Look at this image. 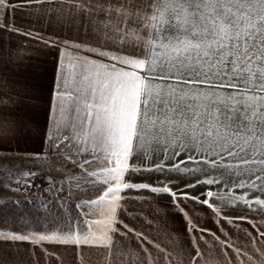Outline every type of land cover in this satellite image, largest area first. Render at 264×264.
I'll use <instances>...</instances> for the list:
<instances>
[{
	"label": "snow or ice",
	"instance_id": "snow-or-ice-1",
	"mask_svg": "<svg viewBox=\"0 0 264 264\" xmlns=\"http://www.w3.org/2000/svg\"><path fill=\"white\" fill-rule=\"evenodd\" d=\"M30 7L68 35L22 29L6 16ZM4 33L35 45L13 57ZM50 49L59 53L37 132L27 79ZM37 134L39 150L20 149ZM13 154L25 170L0 163V224L8 225L0 264H264V198L244 192L214 206L215 192L201 200L186 191L231 182L230 192L264 195V0H0V158ZM145 173L156 184L134 182ZM197 174L204 178L175 187ZM143 191L171 197L190 247ZM237 206L247 212L224 215ZM209 210L225 239L201 226L198 214ZM121 214L144 219L155 236Z\"/></svg>",
	"mask_w": 264,
	"mask_h": 264
},
{
	"label": "crops",
	"instance_id": "crops-1",
	"mask_svg": "<svg viewBox=\"0 0 264 264\" xmlns=\"http://www.w3.org/2000/svg\"><path fill=\"white\" fill-rule=\"evenodd\" d=\"M18 2H23V0H18ZM6 16L8 19L12 20L18 27H21L22 29H28L29 27H32L36 31L43 32L46 36L55 33V36L59 39H64L68 34L64 32H60L53 28L51 25H47L43 19H39V14L35 11L34 7L30 8H23V9H16L15 11H12L11 9H6ZM3 41L5 42V47L8 49L9 44L11 45V48L9 49L11 51V54L13 57L17 55L16 48L22 47L23 49H30L31 46L35 45V42L29 41L25 37L17 36L16 34H8L4 33L2 36ZM59 50H46L44 54L40 55L38 64V67H35L31 73L28 76L27 83L35 90V95L37 96L36 101L34 102L37 107L32 110L30 114L34 116V119L37 121V124L35 127L37 128V132H39L40 129H42L44 126H46V117H45V111L47 108V100L49 98V89L52 84L53 79V68L55 65V62L58 57ZM24 54L26 55H35V53H32L30 51H26ZM34 63H37L34 61ZM25 95H31L32 92L24 93ZM41 140L39 135H34L33 139L28 140L26 143L22 142L20 144L21 150H39L41 146ZM183 158V157H181ZM158 159H163V155L160 154ZM173 161H169V163H172ZM195 165H189V167H194ZM98 167V166H96ZM95 166L92 168H96ZM47 168V165L45 166V169H39L40 171H45ZM91 168V170H92ZM36 169L35 171H37ZM149 174L145 173L143 176H136L134 182H147L150 184H156L157 178L155 175H151L150 179H145ZM193 179H203L204 177L197 174L195 177H192ZM192 178L185 179L186 183H191L190 180ZM129 179H133L132 176H129ZM179 183L178 185H175V187L183 188L185 181L182 182V184ZM188 194L190 196H199L201 200L205 198L203 195L206 191H208L205 187H195L193 190L192 188L186 189ZM215 192L217 195L213 198H210V202L214 204V206L218 203V197L223 196L222 191L217 190H211ZM135 195L136 193H130ZM139 195H142L144 197H147L149 200L156 199L159 201V205L166 211L167 213V221L169 224V227L171 230H173L175 233L182 234L183 243L191 246V241L189 239L188 233L186 231V224L185 221L171 205V197L167 194H160L157 196V194H152L148 191H143L139 193ZM226 198V197H225ZM233 196L230 198L232 199ZM229 199V198H227ZM184 203L183 201L181 202ZM193 206V201H188L186 204L187 208H191ZM197 207H203V205H197ZM145 212L151 219L152 216L150 213H148L147 205H145ZM245 212H247V209L243 208L242 206H237L235 208H231L225 211L224 215H231V216H240L243 215ZM201 219V226L207 229H211L213 232H215L218 236L221 237V239H225V237L220 233L217 224L215 222V217L210 213V210L207 211V214L205 213H199L198 214ZM121 218L128 223L130 226H132L135 229L145 231L150 236H155V233L150 231V226L145 223L144 219L142 218H136V219H130L128 216H125L121 214ZM254 218V217H253ZM244 227L248 228L249 231L253 232V235H256L255 229H252L250 225L247 223L243 224ZM177 228V231H176ZM224 228L229 232L230 236L235 238L237 235H240L235 232V230L228 226L226 223L224 224ZM264 231V229H261ZM131 235V234H130ZM199 235V233H197ZM206 239H211L210 236H206ZM132 243L135 244L136 241L132 240ZM49 249L53 247H59L56 245H45ZM25 247H28L26 244ZM150 247V246H149ZM39 251V250H37ZM194 251V250H193ZM231 253V249L228 250Z\"/></svg>",
	"mask_w": 264,
	"mask_h": 264
},
{
	"label": "rangeland",
	"instance_id": "rangeland-1",
	"mask_svg": "<svg viewBox=\"0 0 264 264\" xmlns=\"http://www.w3.org/2000/svg\"><path fill=\"white\" fill-rule=\"evenodd\" d=\"M3 162H7L9 164H18L19 165V170H25V165L24 163L20 160L19 156H17L16 154H13L12 156L10 157H6V158H0V163H3ZM61 165H53V171H52V175L53 176H57L58 174L56 173L55 171V168L56 167H60ZM96 167L98 165H92V167ZM68 169H71V165H67V169H65V171L67 172ZM32 171H35L36 168H32L31 169ZM91 170V168H90ZM185 181L186 183V180H181L180 183L182 184V182ZM195 181V179H191L190 182L193 183ZM37 183H41V181H37ZM180 184V185H181ZM198 187H202V188H206L207 190H217V191H222L224 197L226 198H231L233 196L236 197V196H239V195H242L244 192H248V199H254L255 197L257 196H260L261 198H264V195H262L260 192H257V191H250L248 189H240V188H236L235 192H230L229 189H231L233 187L232 183L231 182H228L227 183V186H225V184L221 183V184H218V185H198ZM194 188H192L193 190ZM97 195H99V191H96V192H88L87 194H74L70 197V199L75 203L76 201H79V200H86V199H93L95 198ZM80 215V213H78L74 207H73V211L71 213V216H72V220L75 221L77 219V217ZM61 223H63L65 225V227H67V221L65 219H62L60 221ZM8 225H4V224H0V228H7ZM49 228H51L52 226L49 225L48 226ZM13 231H20L19 228H12ZM36 230L37 231H41L43 230L42 227L37 224L36 226ZM176 231H177V228H176Z\"/></svg>",
	"mask_w": 264,
	"mask_h": 264
}]
</instances>
